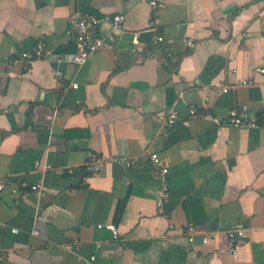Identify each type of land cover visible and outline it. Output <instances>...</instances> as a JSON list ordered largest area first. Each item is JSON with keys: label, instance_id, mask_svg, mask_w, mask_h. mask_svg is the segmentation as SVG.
<instances>
[{"label": "crops", "instance_id": "1", "mask_svg": "<svg viewBox=\"0 0 264 264\" xmlns=\"http://www.w3.org/2000/svg\"><path fill=\"white\" fill-rule=\"evenodd\" d=\"M158 1L0 0V264H264V0ZM115 13L76 64L71 16Z\"/></svg>", "mask_w": 264, "mask_h": 264}, {"label": "built area", "instance_id": "2", "mask_svg": "<svg viewBox=\"0 0 264 264\" xmlns=\"http://www.w3.org/2000/svg\"><path fill=\"white\" fill-rule=\"evenodd\" d=\"M151 5L153 7H158L159 5H162V2H159L158 0H151ZM125 20V16L121 13H115V14H104V15H82V14H74L70 18V24L75 32V45H76V52L74 55V62L78 65L84 64L93 54L96 52L102 50L105 47V38L103 36H100L96 33V30L101 27L103 24L108 23L110 24L114 29H121L123 27V23ZM162 37H159L158 40H162ZM44 54V47L42 42H38L35 50V56H42ZM22 57L26 60H32L34 57L29 51H25L22 53ZM258 72L264 73V66L257 68ZM243 82H251L248 80H243ZM76 86V84H74ZM224 90H227L225 88ZM195 110L193 109L192 112ZM202 115L206 118L212 119L216 122H220L218 118L213 116L210 113H202ZM262 117L264 118V112L262 114ZM161 118L170 123L174 124L177 121H179V116L174 110H170L166 113L161 114ZM184 123L185 120L183 121ZM227 122L231 125L237 126V127H255L258 126L259 123L257 120L251 116L250 112L247 110V108H243L241 110L232 109L229 112ZM152 160L155 163H159V155L157 153L152 154ZM121 162H125L127 164H131L132 160H124L119 159ZM36 166H40V162L36 163ZM47 166H44V168ZM102 167V162L95 157H92L91 160H89L86 164V169L91 172L95 173L98 172ZM168 171L167 168H161V173H166ZM5 187V184L3 182H0V195ZM31 188L36 191L40 192L41 184L35 183L31 186ZM12 190L14 192H18L17 187H13ZM22 196L25 195L24 192H21ZM168 196V187L164 185L163 192L160 194L158 198V204L162 205L163 200L165 197ZM109 228H111L114 231V234H117V229L113 224L108 225ZM16 231V229H15ZM195 234H196V228L194 225H189L187 227V236L188 240L190 242L195 241ZM243 230L241 227L237 230V235H242ZM208 238L204 237L203 241L206 242ZM1 249V244H0ZM95 259V256H91L90 260L86 262V264H92V261Z\"/></svg>", "mask_w": 264, "mask_h": 264}, {"label": "water", "instance_id": "3", "mask_svg": "<svg viewBox=\"0 0 264 264\" xmlns=\"http://www.w3.org/2000/svg\"><path fill=\"white\" fill-rule=\"evenodd\" d=\"M153 35H154L153 30H146V31L140 32L137 38H138V41H140V42L149 43L150 38L153 37ZM133 37H134V35H133Z\"/></svg>", "mask_w": 264, "mask_h": 264}, {"label": "trees", "instance_id": "4", "mask_svg": "<svg viewBox=\"0 0 264 264\" xmlns=\"http://www.w3.org/2000/svg\"><path fill=\"white\" fill-rule=\"evenodd\" d=\"M262 114H263V112H262ZM262 116V115H261ZM263 118V117H262Z\"/></svg>", "mask_w": 264, "mask_h": 264}]
</instances>
